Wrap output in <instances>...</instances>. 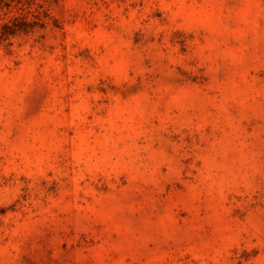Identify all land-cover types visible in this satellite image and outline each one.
<instances>
[{
  "label": "rangeland",
  "instance_id": "1",
  "mask_svg": "<svg viewBox=\"0 0 264 264\" xmlns=\"http://www.w3.org/2000/svg\"><path fill=\"white\" fill-rule=\"evenodd\" d=\"M0 264H264V0H0Z\"/></svg>",
  "mask_w": 264,
  "mask_h": 264
}]
</instances>
